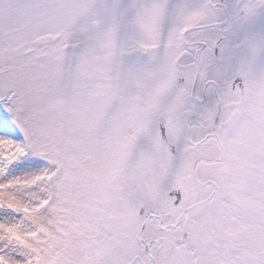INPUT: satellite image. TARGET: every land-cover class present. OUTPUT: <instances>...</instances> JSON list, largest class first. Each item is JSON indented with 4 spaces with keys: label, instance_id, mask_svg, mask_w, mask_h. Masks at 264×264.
<instances>
[{
    "label": "snow or ice",
    "instance_id": "6c2138e0",
    "mask_svg": "<svg viewBox=\"0 0 264 264\" xmlns=\"http://www.w3.org/2000/svg\"><path fill=\"white\" fill-rule=\"evenodd\" d=\"M0 264H264V0H0Z\"/></svg>",
    "mask_w": 264,
    "mask_h": 264
}]
</instances>
